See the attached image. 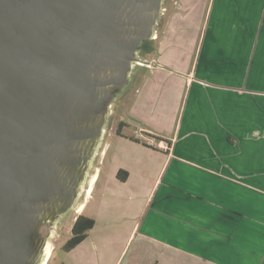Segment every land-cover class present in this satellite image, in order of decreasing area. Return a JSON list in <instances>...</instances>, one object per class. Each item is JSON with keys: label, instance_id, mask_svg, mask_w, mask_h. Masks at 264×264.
<instances>
[{"label": "crops", "instance_id": "crops-1", "mask_svg": "<svg viewBox=\"0 0 264 264\" xmlns=\"http://www.w3.org/2000/svg\"><path fill=\"white\" fill-rule=\"evenodd\" d=\"M176 5L163 32L174 17L195 24L204 13L195 53L151 50L116 98L120 132L102 140L92 188L75 210L74 223L84 215L95 224L66 251L89 241L82 264H106L99 243L114 250L118 234L91 237L103 220L128 222L114 264L136 239L128 264H264V0Z\"/></svg>", "mask_w": 264, "mask_h": 264}, {"label": "water", "instance_id": "water-1", "mask_svg": "<svg viewBox=\"0 0 264 264\" xmlns=\"http://www.w3.org/2000/svg\"><path fill=\"white\" fill-rule=\"evenodd\" d=\"M165 1L0 0V264L44 263Z\"/></svg>", "mask_w": 264, "mask_h": 264}, {"label": "rangeland", "instance_id": "rangeland-1", "mask_svg": "<svg viewBox=\"0 0 264 264\" xmlns=\"http://www.w3.org/2000/svg\"><path fill=\"white\" fill-rule=\"evenodd\" d=\"M179 2H180V0H178V3ZM208 2H209V0H207V3ZM176 4H177V0H166L164 2V6H167L169 9L171 8V10H169L167 12L165 10L164 13L162 14L161 19L157 25V28L159 27L158 28V35L155 38L149 39L144 43L142 50H141V56L142 57H146L148 54L151 55V52L154 51L155 49L157 50V52L155 53V56H159L160 55L159 52L160 53L161 52L173 53V52H175V45L176 44L180 45L182 48H184L187 51H190L191 53H195L194 52L195 48H196L195 43L199 39L198 35H199L200 30H201V24L203 22V17H204V13L202 12L201 8H199L197 13H196L195 24L192 21H188V19L174 17V21L171 23V21L173 20L172 19L169 23L170 26L168 27V31L163 32L162 27H160V26L164 25L166 22H168L170 16L175 12V10H176L175 6H177ZM201 4L202 5H200V6L205 7L204 3H201ZM179 10L180 9H178L177 11H179ZM184 11H186V9L183 8V10L181 9L180 12H184ZM151 58H149V60H151ZM153 63H156V61ZM145 71L147 73L150 72V70H148V69ZM133 84L134 83H131L129 85V87L132 86ZM118 95H117V97H118ZM115 104H116V99L113 102L111 109H113V106ZM114 120H115L114 114L112 113V110H111L107 124H106V131H105L104 136H103V142L107 141L109 139H112L113 135H115V133L117 132L118 128L115 125L116 122ZM114 125L117 129L114 128ZM133 126H134L133 128H135L136 125H133ZM103 142L98 147L97 155L92 160V165H91L89 173H88L89 178H91V176L96 171V166L99 163V155H100L99 153L101 152V149L103 147ZM158 143H159V141H157V145H158ZM164 147L167 148V144H165ZM89 178H88V180H89ZM87 186H88V181L85 183L84 190L81 193V195L79 196V198L77 200V204L84 197V194L86 192L85 189ZM95 200H96V198H94L90 202V207H92ZM75 209L76 208H72L65 215H63L62 218L56 223L55 230L53 232L52 237L50 238V248L52 247V252H53V258L51 259L50 264H70L69 262H73L74 264H82L79 262V260L81 259L83 253L87 251V247L89 246V241H86L81 247L76 249L74 252H72L68 256H67L68 253H66L65 248H64L65 241L71 235V227H72V224H74L75 215H77L76 214L77 212L75 211ZM127 224H128L127 221H126V223L123 222L122 224H120V222H118V220H114V221L112 220L109 222L103 220V221H99L97 223V225L93 229L94 232H90L91 237H95L96 235H99V236H101V238L103 236H105L104 234H111L112 232H113L112 234H118L117 236L112 237L115 241H117V243H116L113 240L114 241L113 244L115 245L114 250H109L108 248H106V251H105V249L103 248L104 247L103 244L99 243V245H98V248L102 249V253H103L104 257L107 255L106 256V259H107L106 264H114V261L110 262V258L112 257V252L115 251V249H117V247L119 245H120V248H122L125 245L126 238L124 237V235L126 234V232L124 233V231L128 227ZM138 241L139 240L136 239L132 243V245L130 242V245H131L130 252L127 251L129 249V247H128L126 252L122 256V258H120L118 264H128L129 258L131 256V251L133 249L135 250L137 248ZM106 247H108V246L106 245ZM89 249H90V247H89ZM101 262L102 261L99 262L98 259H93V260H91V262L89 264H101Z\"/></svg>", "mask_w": 264, "mask_h": 264}, {"label": "trees", "instance_id": "trees-1", "mask_svg": "<svg viewBox=\"0 0 264 264\" xmlns=\"http://www.w3.org/2000/svg\"><path fill=\"white\" fill-rule=\"evenodd\" d=\"M120 127H118V132H120ZM133 138V137H132ZM124 173V175L122 174ZM128 172L120 170L118 176L120 179L125 180L127 178ZM95 220L93 218L79 215L77 220L74 223L72 228V236L69 239L67 246H65L66 250L69 251L80 244L88 235V231L94 227Z\"/></svg>", "mask_w": 264, "mask_h": 264}, {"label": "bare ground", "instance_id": "bare-ground-1", "mask_svg": "<svg viewBox=\"0 0 264 264\" xmlns=\"http://www.w3.org/2000/svg\"><path fill=\"white\" fill-rule=\"evenodd\" d=\"M94 176H95V174H93V175L91 176V178H89V180H88V187H87V189H86V193H89L90 190H91V188H92L91 185H92V183H93ZM79 209H81V205L79 206ZM51 254H52V247L50 248V244H49L48 249H47V256H46V259H45V261H44L43 264H47V262H48V260H49V258H50V256H51Z\"/></svg>", "mask_w": 264, "mask_h": 264}, {"label": "flooded vegetation", "instance_id": "flooded-vegetation-1", "mask_svg": "<svg viewBox=\"0 0 264 264\" xmlns=\"http://www.w3.org/2000/svg\"><path fill=\"white\" fill-rule=\"evenodd\" d=\"M76 210V209H75ZM73 226H74V224H73ZM73 226L71 227V235L69 236V238L65 241V243H64V248H65V246H67V243H68V241H69V239L71 238V236H72V228H73ZM65 251H67L66 250V248H65Z\"/></svg>", "mask_w": 264, "mask_h": 264}]
</instances>
